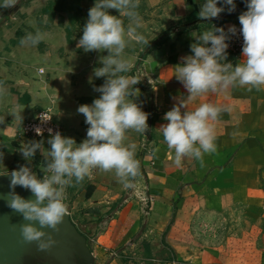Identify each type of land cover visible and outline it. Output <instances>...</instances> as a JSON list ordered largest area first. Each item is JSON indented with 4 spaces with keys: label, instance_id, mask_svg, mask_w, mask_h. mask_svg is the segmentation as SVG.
Returning <instances> with one entry per match:
<instances>
[{
    "label": "crops",
    "instance_id": "obj_1",
    "mask_svg": "<svg viewBox=\"0 0 264 264\" xmlns=\"http://www.w3.org/2000/svg\"><path fill=\"white\" fill-rule=\"evenodd\" d=\"M35 1L23 7L18 19L7 20L0 13L2 174L29 164L43 175L45 157L40 150L30 163L19 151L23 143L35 140L22 134L23 123L43 111H51L63 135L82 142L89 125L77 109L101 95L95 88L106 79L95 78L94 69L102 66L100 59L108 51L85 52L77 47L96 0L75 6L65 0L45 13L60 1L49 0L40 5L33 22L25 14L42 0ZM244 1L236 0L237 6ZM202 3L138 0L135 11L141 25L127 38L125 57L132 67L123 73L141 80L130 99L150 114L147 131L126 133L125 143L136 145L140 161L138 189L124 188L114 170H96L82 181L74 179L66 189L73 223L95 240L90 246L96 264H170L173 259L181 264H264V86L236 85L186 100L189 110L203 102L231 109L216 122V151L202 159L186 157L175 165L174 150L168 148L160 129L167 123L165 113L187 96L174 67L191 54V44L203 31L214 25L227 29L239 20L240 14L206 22L199 16ZM109 12L119 15L117 9ZM121 19L127 29L130 18ZM37 30L45 33L44 40L36 46L21 45L26 34ZM227 51L234 65L242 59V53L235 56ZM48 138L43 139L45 148L50 147ZM145 197L149 199L146 215Z\"/></svg>",
    "mask_w": 264,
    "mask_h": 264
},
{
    "label": "clouds",
    "instance_id": "obj_2",
    "mask_svg": "<svg viewBox=\"0 0 264 264\" xmlns=\"http://www.w3.org/2000/svg\"><path fill=\"white\" fill-rule=\"evenodd\" d=\"M13 5L14 0L0 3V7ZM138 6V0H96L89 10L77 47L85 52L107 50L109 54L102 56V66L94 69L95 78H106L95 88L101 95L91 104H82L77 109L89 125L86 138L77 143L74 137L49 128L47 144L50 147L45 148L43 140H30L19 149L29 163L40 150L45 157L43 175L33 171L29 164L7 174L10 190L6 205L28 221L20 225L21 234L26 242H37L41 250L51 249L58 243L54 234L46 229L59 232L60 225L70 215L66 189L74 179L79 182L96 170H114L124 188L138 189L136 178L140 174V161L135 156L136 145L125 143L126 133L147 131L150 114L136 99H130L134 95L133 88L141 80L123 74L132 67V61L125 57V49L127 38L141 25V18L135 11ZM236 7V0H203L199 16L217 18L225 11H235ZM110 9L119 10V15L110 14ZM123 16L130 18L127 29L121 19ZM239 23V30L236 25L227 29L214 25L203 31L191 44V54L183 56L181 63L174 67V76L183 83L187 96L165 113L167 123L160 129L168 148L174 150L177 166L186 157L199 160L203 154L216 151V122L222 112L231 111L230 107L214 102H203L189 110L186 100H195L209 92L226 91L236 85L264 86V0H246V11L239 15ZM238 31L244 42L242 59L234 65L228 60L227 50L229 41ZM136 38L143 39L142 36ZM44 39L45 33L37 30L34 34H26L21 45L36 46ZM2 91L0 89V93ZM35 132L43 136L44 129L36 127ZM3 157L0 151V162ZM17 186L30 190L34 198L17 193Z\"/></svg>",
    "mask_w": 264,
    "mask_h": 264
},
{
    "label": "water",
    "instance_id": "obj_3",
    "mask_svg": "<svg viewBox=\"0 0 264 264\" xmlns=\"http://www.w3.org/2000/svg\"><path fill=\"white\" fill-rule=\"evenodd\" d=\"M246 10V0L236 10L206 19L215 23L233 19ZM143 159V152L140 160ZM10 176H0V264H96L95 254L85 235L73 223L71 216H66L60 225V231L52 232L58 241L51 249L41 250L37 242H26L21 234L20 225L28 223L21 214L13 212L6 205L9 192ZM17 193L25 198H34L30 190L17 186Z\"/></svg>",
    "mask_w": 264,
    "mask_h": 264
},
{
    "label": "built area",
    "instance_id": "obj_4",
    "mask_svg": "<svg viewBox=\"0 0 264 264\" xmlns=\"http://www.w3.org/2000/svg\"><path fill=\"white\" fill-rule=\"evenodd\" d=\"M233 25H236L237 29L240 28L239 20H235ZM243 36L238 31L235 36L231 38L229 41L230 47L229 51L233 55H240L242 53L243 48ZM36 127H41L44 129L43 136H39L35 132ZM51 128L53 131H60L63 134L62 128L57 124V122L53 118V114L50 110L43 111L40 113L36 118L32 120H27L22 125V134L28 137H31L35 140H43L44 138L49 137L48 129ZM142 206L144 209V214H148V206H149V199L147 197L142 199ZM89 244L95 243L94 239L88 238ZM170 264H181L178 260L173 259Z\"/></svg>",
    "mask_w": 264,
    "mask_h": 264
},
{
    "label": "rangeland",
    "instance_id": "obj_5",
    "mask_svg": "<svg viewBox=\"0 0 264 264\" xmlns=\"http://www.w3.org/2000/svg\"><path fill=\"white\" fill-rule=\"evenodd\" d=\"M49 0H42V1H38V6H36V7H34V6H32V7H30L29 9V11H26V12H28V13H26L25 14V16H27V18L29 19V18H31V20H33V22L35 21V19L36 18H38L39 17V12L37 11V10H39L41 7H40V5L41 4H45V2H48ZM53 1V0H52ZM57 1H59V0H57ZM61 1V0H60ZM67 1V4L69 5V6H75V4H82V3H84L85 2V0H66ZM3 2V1H2ZM1 2V3H2ZM36 1L34 0V1H32L31 3L33 4V3H35ZM14 3H15V6H13L12 8H7V7H0V13L2 14V16L5 18H7L8 17V13H11L12 15H11V18L12 19H18L19 18V15H20V13L21 12H23V7H19V8H17L18 7V5H19V0H14ZM62 13V12H61ZM63 16H64V21L65 20H67V16L65 15V14H63Z\"/></svg>",
    "mask_w": 264,
    "mask_h": 264
},
{
    "label": "trees",
    "instance_id": "obj_6",
    "mask_svg": "<svg viewBox=\"0 0 264 264\" xmlns=\"http://www.w3.org/2000/svg\"><path fill=\"white\" fill-rule=\"evenodd\" d=\"M2 1H3V0H0V3H1ZM32 1H34V0H19V5H18L17 8H19V7H23V6H26V5H28L29 3H31ZM64 1H65V0H61V1H59L57 4H55V5H51L50 8L48 7V8L45 10V13H50V12L54 11V9H53L54 6H57V7L59 8V6H61V5L64 3ZM13 6H15V5H13ZM13 6H10V7H7V8H12ZM11 15H12L11 13H8L7 20L11 17ZM165 39H166V37H163L162 40H161L159 43H157V44L162 43Z\"/></svg>",
    "mask_w": 264,
    "mask_h": 264
}]
</instances>
